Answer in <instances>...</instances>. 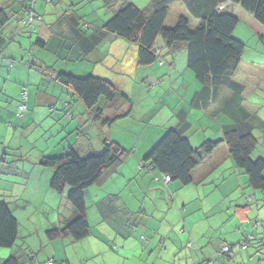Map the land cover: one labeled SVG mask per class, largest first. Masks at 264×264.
Masks as SVG:
<instances>
[{"label":"crops","instance_id":"crops-1","mask_svg":"<svg viewBox=\"0 0 264 264\" xmlns=\"http://www.w3.org/2000/svg\"><path fill=\"white\" fill-rule=\"evenodd\" d=\"M20 3L21 2L19 0H0V9L4 7L10 11L18 12L21 8ZM34 3L35 1H33L32 4ZM177 3H179V5L182 7L181 9H183V11L189 15V12L185 9L183 4L181 2ZM27 5L28 8L31 6L30 12L40 15L35 12L31 3L28 2ZM220 6L231 12L238 19V23L242 19L246 23L247 29H250V33L252 32L255 35L257 34L264 39V27L257 24L250 14L243 11L238 5L230 4L227 0H222ZM67 11L70 13L69 8H67ZM28 12L29 11L26 10L20 15V20H18L20 26L18 24L17 29L14 28L15 23L12 22L14 19H11L12 21L10 20L4 25H0V45L4 43V39H6L7 36L9 37V40H12V36L23 35L27 33L26 31H28L27 34H29V29L33 32H37L38 29L39 36L43 38L51 33L48 28V25H51L48 23L53 24L54 19V17H52L53 19L50 17L52 15L51 10H46L47 13L45 12L43 15L49 16L51 18L49 21H45L44 17L40 15L42 19L40 21L33 20L30 25L26 23L28 20ZM57 17L60 16H56V18ZM195 21L198 22L197 20ZM65 23L64 26H61L62 33H64L66 29L69 30L67 23ZM80 24L82 25V23ZM87 25L89 26L90 24L85 22L84 27L86 28L83 29L87 31L86 33L81 28L85 35H89L90 33L91 25L89 27ZM92 27L93 26H91V28ZM18 30L19 32L17 33ZM69 31L73 36V41L75 42L76 46L79 47V37L74 35L71 30ZM54 34L58 35L56 31H54ZM4 35L6 37H3ZM46 39L47 38H45V40ZM120 39L121 38H117L115 36H108L88 54L84 53L81 47H79L77 59L85 60L87 58L89 59L94 53L99 54L98 48L104 43H107L109 47L101 51L102 56L99 57L100 60H103L105 56L111 54V50L113 48L129 47L124 42V40ZM262 43L264 42L262 41ZM170 57L171 56H169V58ZM170 61V64L173 65L172 58H170ZM241 61L242 59L240 58L237 69L233 75V80L241 84L244 88L242 93V105L249 113L254 114L264 123V119L258 116V110L255 112L250 110V108L254 109L256 106L264 108V106L261 105L262 102L259 100V103H252L253 107L249 108L247 106L251 105L249 97L251 94H249L247 97L244 95L246 89L242 84V76L240 75L239 71L242 63ZM2 62H7V69H9V67H13L14 65L10 58L2 59ZM137 67L139 66L137 65ZM5 75L8 76V79L11 74L9 72H5V70H2L0 72V80H4V78H6ZM249 75H252V78L257 83V86H261L262 83L264 84V65L260 69H250ZM149 77L150 73L147 79ZM53 78L54 76L52 75L51 80L55 82ZM145 80L146 79H144V81ZM3 90L4 89L0 88V95L2 94ZM196 92L197 91H195V93ZM21 93V99L23 102H25L28 98L27 93L25 100H23ZM67 95L69 94L67 93ZM50 101H52L51 104L53 105L55 101L60 100L58 98L52 97ZM50 101H48V103ZM77 103L79 107L77 106L75 110H71L70 103H66V101H64L63 107L67 109L65 111V115L69 120L73 121L76 114L81 110V107H83L78 99ZM53 106L50 105L51 111L49 110L50 112L48 114L55 110L52 109ZM26 107L27 114H19V117L22 118V120L19 122L21 125L24 123V120L27 121V124H29L31 115L34 112L29 99L28 105ZM18 108V103H15V106L12 109H1L0 113L2 114H0V125L3 124L2 121L6 122L16 117L15 113L17 114ZM30 108L31 111L29 112ZM180 109L187 113V121L190 125V129L192 128L191 118L193 116L198 117V119L205 118L209 121L216 120L219 117L226 119V121L220 120V124L217 122L220 130V138L218 140L222 139V126L229 125L231 123L227 116L222 113H217L218 108L214 106L205 110L190 109L189 107V111L183 106ZM8 110H14V115L12 116L10 112L6 113ZM120 110L127 111L128 107L123 105ZM178 110L170 109L171 117L168 118V121L165 123V125L158 126L157 130L153 131L152 129L144 128L143 132L139 135V139L143 134L145 137L146 131H148V133L150 132L151 135V138L147 140L145 145H143L144 147L140 150L139 147L136 146L137 142L131 144L129 147H125L128 149L127 151L129 153L119 165L120 167L118 166L115 171L108 175L101 184L93 185L85 189L83 195L86 205V217L89 225L91 226V235L80 241H73L69 237L50 240L46 236V232L48 230L61 226L62 218H68L71 216L70 206L67 204L65 196L59 195L50 189L49 184L53 175V171L46 170V168L39 165V161L42 156H56L60 154V150L57 149L47 154L39 152L34 156H29L28 154L24 157V159L21 158L24 161L27 160V157L29 158L28 166L22 164L18 169L17 167L14 169L11 166H7V163L2 165L1 160L4 159H1L0 157V202H6L10 204L14 199V201L22 203L18 205L21 213H24L27 209H31L35 210L36 214L42 218L40 219L37 217V221L34 219L29 221L27 218L29 221V230H27V232L30 239L29 242L24 245L27 248V251L25 252L26 259H24V264H44L48 261H53L55 264H201V262H204V264H215L216 262L214 263L210 261L211 259L207 260L200 258V255L203 258L209 256L208 249H202L207 244H210L212 239L206 235L210 228L216 230L234 213H236L239 216V219L245 222L247 225V227H245L243 223H240V227L237 226V228H234L235 231L233 232L237 233L236 242L238 244L245 239L252 240L253 238L256 240H264V218L261 219L260 205L259 201L256 199V194L250 193L247 195L246 191L241 188L242 185H240L238 182L239 178H237L235 171L236 168L233 165V162H231L232 167H229L230 173L228 175H226L225 169L218 170V162H212L210 164L209 159H211V157L215 155L220 149H223L226 158L229 159V151L227 145L224 142H220L214 151L205 157L203 161L192 171V182L185 186L181 185L177 181H170L169 183L164 184L161 174L154 171L149 166V164L143 163L142 159L154 146V144L168 129L175 127L177 123L175 115ZM110 111L114 113L113 110ZM28 112L30 115H28ZM85 113L88 118L92 119L91 113L86 109ZM120 116L118 118H124L129 115ZM78 120L81 125L85 118L79 116ZM15 121H17L16 118ZM33 125V123L27 125L25 132L29 131L30 134ZM106 127H109V129L111 128V126ZM190 129L186 133V136L189 138V141L193 147H198L199 144L203 143L205 140H209L204 138L201 139L202 141H200L197 135H193V133L189 135ZM14 135L16 136L17 134ZM27 138L28 137H24L22 139L24 140ZM106 138L122 146L121 141L115 138L110 130H108ZM26 143H28V141H24L23 144L22 141L18 139L17 148L19 151L21 150L22 152V150L25 149L27 152H29V148L25 147ZM73 145L77 147V149L82 148L83 151L87 149L84 148L85 145H83V147L82 144L80 145V143H75ZM205 166L206 169L203 168ZM27 172L29 173V190L33 186H38L39 192L36 200H39L36 201L33 199V197L19 199L14 195L10 197L5 195L3 186L8 183V180L6 176H3L2 174L12 173L13 175L19 176L22 174L27 176ZM31 177L36 178L31 180ZM242 182L243 181L241 180V183ZM28 184L25 182L23 187L25 188V186ZM247 187H249L248 184ZM226 199H230L228 204ZM8 200H11L10 203ZM225 206L227 208H225ZM261 206H264V201L262 202ZM13 215L18 222L19 232V219L15 214ZM21 215L23 216V214ZM30 216H32V214H30ZM230 222L232 223L233 221L231 220ZM137 223L138 226H142V231H144V235L139 237L138 242L135 241L131 236V234L133 235V231H131L129 226L135 225ZM249 223L252 224L250 229ZM260 228H262L261 231ZM206 237L208 238L207 241H205ZM221 244L219 245H228V247L230 246L229 253H234L233 246L236 243L221 242ZM193 245L200 247L199 252L189 253L185 251L186 249H191ZM17 247L23 249L21 246ZM43 248H48L49 250L45 258L39 260L37 255ZM180 248L184 253H182V255L179 252ZM220 248H218V250ZM262 248H264L263 243L253 247V249L256 250L248 258L251 263L259 264L261 261L259 257L263 256L261 253ZM10 251L11 252L0 251V264L6 258V254H12V249ZM242 251L248 253V247ZM137 253H139V259H137L138 257L135 258ZM232 255L237 264H248L246 263L244 252H241V250L239 253ZM215 256L217 259H220L223 255L221 256L219 252L217 255L215 254ZM224 258H226V260H232L229 255L227 257L224 256ZM40 261L43 262L40 263Z\"/></svg>","mask_w":264,"mask_h":264},{"label":"rangeland","instance_id":"rangeland-1","mask_svg":"<svg viewBox=\"0 0 264 264\" xmlns=\"http://www.w3.org/2000/svg\"><path fill=\"white\" fill-rule=\"evenodd\" d=\"M122 3H129L138 9H144L148 5V0H53L50 3H46L45 0H35V3H31V5L36 13L44 17L45 21H49V19L54 17V19L52 18L53 24L48 23L51 24L48 25L51 33L45 37L47 39L45 40V38L39 36L38 29L37 32H33L29 29V34H27L28 31H26L27 33L23 35L12 36V40H9L8 36L4 39V43L0 45V72L5 70V72H9L11 75L8 79V76L5 75L6 78H4V80L6 81L0 80V88L4 89L0 95V110L12 109L15 106V103H18V105L25 104L27 106L29 99L30 104L34 109L29 124L33 123L34 125L32 126L30 134L29 131L25 132L26 126L29 124H27V121L25 120L22 125L19 124L22 120V118L19 117V111L17 114L15 113L16 117L12 120L6 122L2 121L3 124L0 125V157L1 159H4L1 160L2 165L7 163V166H11L14 169L17 167L18 169L22 164L28 166L29 158L27 157V162L21 159H24L26 155L29 154V156H34L39 152L47 154L57 149L60 150L59 155L48 157H59L66 148L75 143H80L82 146L85 145V147L83 146L84 148H90L91 151L100 153L103 149L102 141L106 138L108 130L111 131L115 138L121 141L122 148L126 149L125 147H129L131 144L137 142L136 146L141 150L147 140L151 138L150 132L148 133V131L145 130V137L143 134L139 139V135L143 132L144 128L152 129L154 131L157 130L158 126L165 125L168 118L171 117L170 109L178 110L183 106L190 111L191 108L189 109V101L195 91H198L201 86L195 80L193 73L186 68L185 51H179L175 53L173 57H170L173 60V65L170 64V58L164 56L162 57V61H164L163 65L156 62L148 66L149 68L137 67V47L134 43L124 41L129 47L113 48L111 50L113 53L111 52V54L105 56L103 60H100L99 57L102 56L101 51L109 47L107 43L100 45L98 48L100 55L94 53L89 59H77L79 47L76 46L73 41V36L68 29H66L64 33L61 32V26H64V23L60 17L66 12L69 13L67 8L70 7V13H74L82 19L81 28H86L84 27L85 22L89 23L91 26H99L101 23L107 22L112 17L114 11L118 10ZM181 8L182 7L177 2L169 7L164 22L165 28L174 27L176 21L181 16L188 19L189 28L191 30L196 27L197 22ZM46 10L52 11L51 18L49 16H43ZM20 15L21 14L13 15V18H11L12 20L14 19L11 21L15 23L14 28L16 29L18 28ZM56 16L60 17L56 18ZM82 30L85 33L87 32L85 29ZM54 31H56L58 35H55ZM18 32L19 30L17 33ZM5 35L3 37H6ZM232 37L244 44L243 55L241 57L242 63L239 71L242 76V84L246 89L244 95L247 97L251 94V96H249L251 105L247 106L249 108L253 107V104L259 103V100L262 102L261 105L264 106V84L262 83L261 86H257L252 75H249L250 69H260L264 65V43H262L257 34L250 33V29H247V25L242 19L238 23L236 29H234ZM38 39L45 42V48L37 47L35 45V42ZM157 44L159 47H162L163 45L160 39L157 40ZM161 53L164 54L165 51L163 50ZM1 58H10L14 64L13 67L7 69V62L3 63ZM48 68H53L57 72L68 73L75 77L92 75L110 80L119 92H123L130 98L132 112L129 116L118 118L115 122L111 123V125H108L111 126L110 129L109 127L102 128L99 123L95 121L93 122L92 119L88 118L83 107H81V110L76 114L73 121L69 120L65 115L67 109L63 107L64 101L70 103L71 110H75L77 106L79 107L77 99L69 90L57 85L51 80L50 72L48 73L47 71ZM149 73L150 77L147 79ZM144 79L146 80L144 81ZM20 90H25L27 93L28 98L25 102L21 99ZM67 93L69 95H67ZM52 97L60 100L55 101L53 103L54 106L51 104L52 101H50ZM48 101L50 102L48 103ZM102 101L103 100H99V106H102ZM50 105L53 106L52 109L55 110L48 114L51 111ZM257 107L258 106L254 109L250 108V110L254 112L258 110V116L264 119V108ZM30 111L31 108L29 109V112ZM8 112H10L12 116L14 115V110H8L6 113ZM29 112L28 115H30ZM24 113L27 114L26 111ZM111 115H113V113L109 109H106L104 117H109ZM79 116L85 118L81 125L78 120ZM15 118L17 121H15ZM191 119L192 128L189 131V135L191 133L197 135L200 141L204 138L211 141H217L220 138V130L217 122L220 124V120L226 121V119H223L222 117L212 121L205 118L198 119V117L195 116ZM14 134L17 135L15 136ZM253 135L257 140V146L251 155V159H264V134L259 130H254ZM24 137L28 138L23 140L22 138ZM18 139H20L23 144L24 141H28L25 147L29 148V152L25 149L22 150V152L21 150L19 151L17 148ZM209 160L210 164L212 162H218V170L225 169L226 175L230 173L229 167H232V161H230V157L229 159L226 158L223 149H220ZM203 168L206 169V166ZM46 170L51 169L46 168ZM235 171L237 178H239L238 182L242 185L241 188L246 191L247 195L250 193L256 194V199L259 201L260 205L261 219H263L264 206L261 205L264 201V192L252 190L247 187L246 175H244L240 169L236 168ZM2 175L6 176L8 180L6 185H2L4 187L3 191H5V195H8L9 197L14 195L19 199L33 197V199L36 200L39 188L38 186H33L29 190L28 172V177L22 174L19 176L13 175L12 173ZM35 178L36 177H31V180H34ZM241 180L243 181L242 183ZM25 182L28 185L24 188L23 185ZM66 192L67 190L64 192L65 195ZM226 200L228 204L230 199ZM8 201L10 203L11 200ZM20 204L22 203L14 201V199L13 202L9 204L13 214L18 217L20 222L18 238L15 247L12 249V254L18 253V255L21 256V264H24V259H26L25 252L27 251V248L24 245H26L30 239L27 232V230H29V221H32L33 219L37 221V217L40 219L42 218L36 214L35 210L31 209H27L24 213H21V210H19L18 207ZM225 208L227 207L225 206ZM21 214H23V216ZM30 214H32V216H30ZM231 220L233 221L232 223L230 222ZM240 223H243L244 226L247 227L245 222L241 221L239 216L234 213L216 230L210 228L206 236L211 237L212 239L210 244H207L202 248L208 249L209 256L203 258L200 255V258L207 260L211 259L210 261L214 263L216 262L215 264H237L232 254H237L241 250V252H244L246 263L253 264L248 259L256 250L253 249V247L262 244L264 240L253 239L248 245H246L248 247V253L242 251L247 248L242 247V245H244V240L238 244L236 242L237 233L233 232L235 231V227H240ZM129 226L131 231H133V235L131 234V236L138 242L139 237L144 235L142 226H138V223ZM251 227L252 224L249 223V229ZM261 230L262 228H260V231ZM207 237L205 238V241H207ZM221 242L236 243L233 246L234 253L228 254L232 260H226L224 257L217 259L215 256V254L217 255L222 248ZM17 246H21L23 249H20ZM199 248V246L193 245L191 249H186L185 251L189 253L199 252ZM218 248L220 249L218 250ZM10 250L11 249L0 248V251L3 252H11ZM48 250V248H43L38 253L37 257L39 260L45 258ZM179 252L182 255L183 250L180 248ZM261 253L263 256L259 257V259H261L259 264H264V248L261 249ZM8 257H10V253L6 254L5 259ZM135 258L139 259V253H137ZM42 262L43 261H40V263ZM201 264H204V262H201Z\"/></svg>","mask_w":264,"mask_h":264},{"label":"trees","instance_id":"trees-1","mask_svg":"<svg viewBox=\"0 0 264 264\" xmlns=\"http://www.w3.org/2000/svg\"><path fill=\"white\" fill-rule=\"evenodd\" d=\"M19 1L21 8L18 12L4 7L0 9V25L9 22L13 15L23 14L26 10L30 12L31 6L28 8L27 4L35 0ZM52 1L45 0L47 3ZM227 1L238 5L250 14L257 24L264 27V0ZM176 2H181L189 15L198 21L193 30L189 28L188 19L183 16L178 18L174 27H164L169 7ZM221 3L222 0H148L144 9L122 3L107 22L99 26L93 25L92 28L89 25V35H85L81 30L82 19L74 13H64L61 20L79 37V47L86 54L108 36L134 43L137 47L136 63L139 67H147L156 62L163 65L162 57H173L175 53L185 51L186 68L193 73L201 86L191 98L189 107L205 110L214 106L218 108L217 113L227 116L231 123L222 126L221 140H205L194 148L186 136L190 129L187 113L180 109L175 115V127L168 129L154 144L142 159L143 163L149 164L161 176L167 175L171 181L185 186L192 182V171L220 142H224L235 168L242 170L246 175L248 186L264 192V159H251L257 145L253 131L259 130L264 134V123L243 107L244 88L233 80L244 44L232 37L238 19L228 10L221 9ZM37 16L42 19L40 15ZM259 38L264 42L263 37ZM158 39L162 41V47L158 46ZM35 45L41 48L46 46L40 39L36 40ZM163 50L164 54L161 53ZM47 71L54 76L57 84L77 97L83 107L91 113L92 121L102 127L111 125L120 115H129L132 111L130 98L119 92L108 79L92 75L75 77L68 73L56 72L53 68H48ZM99 100H103L102 106L98 105ZM123 105L128 107L127 111L120 110ZM106 109L113 110V115L104 117ZM18 111V114L24 113L26 106L24 111L19 108ZM102 146V151L96 153L89 148L83 151L82 148L77 149L70 145L59 157H41L39 165L53 171L50 189L64 195L71 210V216L62 218L60 227L46 232L50 240L69 237L73 241H80L91 235L83 192L93 185L101 184L129 153L119 144L106 138L103 139ZM17 238L18 222L9 204L2 202L0 248L13 249ZM252 240L245 239V247ZM224 256L227 257L228 254L222 257ZM1 264H21V256L14 253Z\"/></svg>","mask_w":264,"mask_h":264},{"label":"built area","instance_id":"built-area-1","mask_svg":"<svg viewBox=\"0 0 264 264\" xmlns=\"http://www.w3.org/2000/svg\"><path fill=\"white\" fill-rule=\"evenodd\" d=\"M222 8H224V7L221 6V9ZM27 19L28 20L26 21V23L29 24V25L32 23L33 20L40 21V17H38L36 14H33V12H28ZM22 98H23V100H25L26 91L22 92ZM19 110L24 111L25 110V106L21 105L19 107ZM162 180H163L164 184H167V183H169L171 181L170 177L167 176V175H163L162 176ZM242 247L245 248V245H242ZM229 252H230V248L228 246H224L223 245L221 250H220V255L228 254ZM44 264H53V262L52 261H48V262H46Z\"/></svg>","mask_w":264,"mask_h":264}]
</instances>
